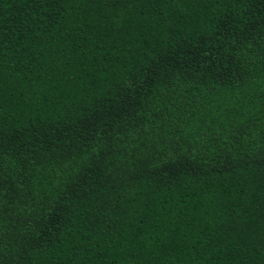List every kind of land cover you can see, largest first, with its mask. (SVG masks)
<instances>
[{
    "label": "trees",
    "instance_id": "obj_1",
    "mask_svg": "<svg viewBox=\"0 0 264 264\" xmlns=\"http://www.w3.org/2000/svg\"><path fill=\"white\" fill-rule=\"evenodd\" d=\"M0 264H264V0H0Z\"/></svg>",
    "mask_w": 264,
    "mask_h": 264
}]
</instances>
